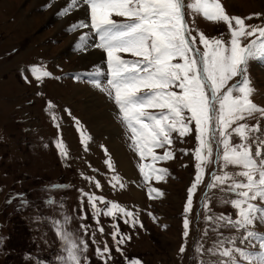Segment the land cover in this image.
Returning <instances> with one entry per match:
<instances>
[{
    "label": "rangeland",
    "instance_id": "obj_1",
    "mask_svg": "<svg viewBox=\"0 0 264 264\" xmlns=\"http://www.w3.org/2000/svg\"><path fill=\"white\" fill-rule=\"evenodd\" d=\"M56 2L45 7L50 0L39 5L34 0H0V264H37L38 259L58 264L56 257L63 253L51 220L63 221L65 216L69 218L68 231L88 243V250L83 256L90 260V264H102L96 255V247L103 248L105 242L111 249L112 257L107 264H130L132 259H138L142 264H199L201 257L195 252L197 243L203 242L205 248L210 247L217 233L211 230L214 226L206 224L204 219L201 198L206 189L201 184L194 196L193 209L188 214L191 222L189 237L186 241L182 237L187 188L195 175V161L191 155L196 147L194 135L185 137L183 143L177 137L171 146L175 158L156 162V167L168 169L164 180L145 182L139 165L151 163V159L142 161L130 147L131 133L122 122L114 100L88 82L93 65L106 69L105 54L96 49L100 58L85 66L81 59L86 51L75 49L76 33L79 31L68 30L73 22L86 17V9L74 11L71 17L60 18L56 13L64 4L61 0ZM220 3L229 16L248 17L261 11L264 14V6L260 5L258 9L251 7L252 0H220ZM51 10L54 16L50 15ZM186 13L188 24L193 29L192 35L197 38L201 51L203 46L199 45L198 36L201 31L208 38L223 35L228 39L227 25L223 22L208 21L202 14H192L187 9ZM63 18L68 21L57 28V22ZM245 22L264 24V15ZM122 55L126 59H135L130 54ZM261 61L264 58L249 62L248 75L255 89L251 98L264 107V65ZM33 66L51 72L52 77L36 81L30 71ZM25 76L31 82H26ZM81 87L90 95L82 90L73 95L74 90ZM95 93L112 105L111 117L104 120L106 127L97 122L90 108L85 112L89 100L96 98ZM49 101L54 105L51 110H48ZM258 121L261 127L259 135L264 137V120L257 115L246 122L253 126ZM110 126L117 131L114 140L106 133V128ZM81 130L91 137L87 150L81 143ZM256 135L253 133V136ZM58 140L68 150L67 157L60 155L56 147ZM233 143H240L239 138L234 136ZM179 149H188L190 154L183 155ZM155 151L162 154L164 149ZM109 156L115 166L114 172L105 164ZM214 168L215 165L210 164L207 173L210 174ZM113 175H119L124 187L119 184L112 187L109 181ZM85 177H94L101 187L97 189L95 182ZM207 179L206 176V182ZM149 187L158 189L162 195L157 196L155 192L150 195ZM81 190L138 212L144 227L137 225L132 228L119 216L113 220L101 214L100 226L105 229L101 234L86 197L81 204ZM21 193L28 201L23 206L19 198H13ZM230 198V195L212 190L210 207L213 212L233 213L231 205L223 202ZM49 199L54 203L46 204ZM81 207L88 213L87 219H81ZM97 207L103 210L106 204L97 201ZM113 223H117L120 231L131 237L130 240L125 238L120 245L123 254L116 251L110 235ZM82 224L89 226L87 232L81 228ZM205 228L209 229L207 236L204 235ZM255 230L264 233V224L257 223ZM220 231L225 236L236 234L235 230L228 228ZM182 244H186L183 254L179 252Z\"/></svg>",
    "mask_w": 264,
    "mask_h": 264
},
{
    "label": "snow or ice",
    "instance_id": "obj_2",
    "mask_svg": "<svg viewBox=\"0 0 264 264\" xmlns=\"http://www.w3.org/2000/svg\"><path fill=\"white\" fill-rule=\"evenodd\" d=\"M55 2L50 0L45 7ZM81 8L86 9V17L73 22L68 30L80 32L75 42L76 50L95 48L105 54L106 69L93 65L88 82L114 100L122 122L131 133L130 147L142 161L151 159V163L139 165L143 180H164L168 169L156 167V162L175 158L171 146L177 137L183 143L185 137L194 135L196 147L191 155L195 161V175L187 188L182 237L185 241L189 237L191 222L188 214L201 184L206 189L201 198L204 219L217 233L210 247L205 248L203 242L197 243L195 252L201 257L199 264H264V233L255 230L257 223L264 224V137L259 135V121L253 126L246 122L257 115L264 120V107L251 98L255 89L248 75L249 62L264 58V24L245 22L264 14L229 16L220 0H66L56 15L65 17ZM186 9L192 14H202L208 21L226 24L228 39L223 35L208 38L201 31L198 34L199 45L203 46L201 51L186 19ZM122 54H130L135 59H126ZM30 71L38 82L52 77L51 72L37 66L31 67ZM24 78L31 82L27 76ZM233 80L235 82L230 83ZM53 107L49 101L48 110ZM52 118L55 119V115ZM253 133L257 135L253 136ZM234 136L240 143H233ZM90 139L81 130L85 150ZM56 147L61 156H68L61 140L57 141ZM156 149L164 151L157 154ZM179 151L183 155L190 154L188 149ZM105 153L107 155V149ZM105 164L115 171L110 156ZM210 164L215 168L208 174L206 170ZM85 179L94 181L97 189L101 187L94 177ZM109 183L112 187L117 184L124 187L119 175H113ZM212 190L231 196L223 202L231 205L234 215L213 212L210 207ZM81 192V204L86 197L101 234L105 232L99 222L101 214L113 220L119 216L132 228L144 227L138 212L105 201L103 196ZM148 192L162 195L152 187ZM23 195L13 197L19 198L22 206L28 203ZM97 201L104 202L105 209L98 208ZM45 203L54 201L49 199ZM79 211L81 219H87L84 208ZM148 215L152 216V213ZM68 219L65 216L63 221L51 220L63 253L56 260L58 264H82V260L84 264H90L83 256L89 245L68 231ZM88 227L81 225L85 232ZM111 227L116 251L123 254L120 245L125 238L130 240L131 237L122 233L117 223ZM222 228L233 229L236 234L225 236L220 231ZM208 232L205 228L204 235ZM92 239L95 244V232ZM185 251L186 244H182L179 252ZM96 255L102 264H107L112 258L107 242L103 248L96 247ZM37 264L49 262L38 259ZM130 264L142 262L132 259Z\"/></svg>",
    "mask_w": 264,
    "mask_h": 264
},
{
    "label": "bare ground",
    "instance_id": "obj_3",
    "mask_svg": "<svg viewBox=\"0 0 264 264\" xmlns=\"http://www.w3.org/2000/svg\"><path fill=\"white\" fill-rule=\"evenodd\" d=\"M38 5L39 4H43V2H45V1H47V0H34ZM31 2V1H30ZM49 2V1H48ZM61 2H62V4H64L65 5V2H66V0H61ZM57 3V2H56ZM55 3V4H56ZM59 4H60V2H59ZM58 4V6L60 7V5ZM36 4L34 3L33 4V6H35ZM246 5V4H245ZM260 5H262V6H264V0H252V4H251V7L252 8H254L255 9V7L258 9L259 8V6ZM36 7V6H35ZM250 7V8H251ZM53 8V7H52ZM58 8V7H57ZM56 9V7L54 8V10ZM83 10H84V8H83ZM85 11V10H84ZM52 10H51V13H50V15H52ZM84 13V12H83ZM261 13H262V11H261ZM76 14V13H75ZM79 14V13H78ZM77 14V16L79 17V15ZM87 14V13H86ZM263 14V13H262ZM50 15H49V17H50ZM85 15V14H84ZM52 16H54V15H52ZM81 16V15H80ZM48 17V18H49ZM69 17H71L70 15H69ZM75 17V16H74ZM47 18V17H46ZM61 18V17H60ZM75 19V18H74ZM79 19H81V18H79ZM55 20V19H54ZM68 21V19L67 18H63L62 20H60V21H58L57 22V25H58V27L57 28H61V27H63V25L66 23ZM30 23V22H29ZM55 26V25H54ZM56 27V26H55ZM66 28V27H65ZM76 35L77 36H79L80 35V32L79 33H76ZM71 39H72V37H71ZM84 57H82V61L84 60V64H85V66L86 65H90V64H92V63H94V62H97L98 61V59L100 58V52L98 51V50H96L95 48H89L86 52H85V54L83 55ZM81 58V57H80ZM80 60V59H79ZM82 61H81V64H82ZM262 62V64L264 65V61H261ZM92 66V65H91ZM87 69V68H86ZM89 87V86H88ZM89 89V88H88ZM82 90V87L81 88H77L76 90H74V94L73 95H76V93H78V91H81ZM91 90V89H90ZM72 91V90H71ZM85 94H87V95H90V94H88V93H86V91L83 89L82 90ZM95 91V90H94ZM73 93V92H72ZM99 93H100V91H99ZM84 94V95H85ZM95 95V97L96 98H94V99H90L89 100V102H90V104H88V105H86L85 106V112L88 110V108H90V113L91 114H93V116H95V118H96V120H97V122L98 123H103V125H102V127H106V124L104 123V120H108L109 118V116L111 117V115L110 114H112V105L109 103V101L108 100H104V99H102L101 97H98L99 95L97 94V93H95L94 94ZM96 95H98V96H96ZM71 98V97H70ZM97 98H99V99H97ZM106 105V106H105ZM92 116V117H93ZM96 122V123H97ZM104 129V128H103ZM118 131H119V129H117ZM105 131V130H104ZM106 133H107V135L108 136H110L113 140L115 139V137L117 136V131H116V129L115 128H113V126H110V127H107L106 128ZM119 134V133H118ZM125 164V163H124Z\"/></svg>",
    "mask_w": 264,
    "mask_h": 264
}]
</instances>
